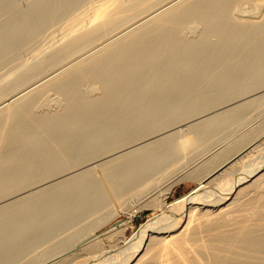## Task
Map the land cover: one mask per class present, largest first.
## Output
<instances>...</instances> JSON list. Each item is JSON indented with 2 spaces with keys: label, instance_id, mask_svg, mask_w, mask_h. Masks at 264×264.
<instances>
[{
  "label": "bare ground",
  "instance_id": "obj_1",
  "mask_svg": "<svg viewBox=\"0 0 264 264\" xmlns=\"http://www.w3.org/2000/svg\"><path fill=\"white\" fill-rule=\"evenodd\" d=\"M21 1L0 0V264H264L261 120L133 235L89 230L264 106L206 114L264 86V0Z\"/></svg>",
  "mask_w": 264,
  "mask_h": 264
},
{
  "label": "rangeland",
  "instance_id": "obj_2",
  "mask_svg": "<svg viewBox=\"0 0 264 264\" xmlns=\"http://www.w3.org/2000/svg\"><path fill=\"white\" fill-rule=\"evenodd\" d=\"M20 2H21V4L22 5H24V2L23 1H21V0H19ZM166 6H164V8H165ZM162 9H163V7H161ZM160 8V10L159 11H161L162 9ZM258 11H257V13L255 14V15H259V11L261 10V8L260 7H258V9H257ZM156 12V11H155ZM158 12V11H157ZM138 24V23H137ZM136 23L135 24H133V26H131L130 28H133V27H135L136 25H137ZM85 56L87 55V54H84ZM83 55V56H84ZM83 56H81V57H79L78 59H81V58H84ZM78 59H76V60H78ZM263 91V92H262ZM254 93V94H253ZM261 93L263 94L264 93V86L263 87H260V88H256L255 90H253V91H251L250 92V95H249V93H247V94H245V95H243V96H240V97H238V99L236 100V99H233V101L231 100V101H226V102H224V103H221L220 105H218L217 107H215V108H213V109H211L210 111L208 110L207 111V116L210 114H213V113H216V112H219V111H224V110H227V109H229V108H231V107H233V105L234 106H236L235 104H240V103H243V102H245V100H249L252 96L254 97V95H255V97H257L258 95L260 96L261 95ZM52 94V95H51ZM55 95L53 94V93H50V97H54ZM247 97V98H246ZM245 99V100H244ZM243 101V102H242ZM232 104V105H231ZM224 106V107H223ZM231 106V107H230ZM220 107V108H219ZM260 109H257V111H256V109H255V111H250L251 113H248L247 114V116L246 117H244V119L242 120V119H239V120H241L240 122V124H239V122H238V126H239V128H238V126H236V128H238V129H236V130H234L233 129V131H226L225 132V134L223 135V140H222V138H220L219 140H217L216 142L214 141V142H212L213 143V145H212V143L210 144V146H209V150L207 151L206 150V152H203V154H199L200 156H195V157H193L192 158V160L190 159V161H189V163L188 164H186L185 166H183L180 170H179V174L181 175L180 177H182V180H178V182L177 183H175L174 185H173V187L171 188V191L165 196L164 194H162V193H158V192H160L159 191V188H156V189H154V192H155V195H154V192L152 193V191H150V193L148 192V194L147 193H145V195L144 196H141V197H139V199H138V201H137V203H135V204H133L132 205V208L130 207V208H122V205L120 204V202L119 201H117V199L116 198H114V197H112V200H113V203H112V205H114V206H112V205H110V207H111V210H114V211H112V214H110L111 215V217H110V215L108 216H105V215H100V216H102V217H99V218H97L98 220H96L97 222V224L99 225H95L94 224V230L93 229H89L91 232H94L95 231V233H97L98 235H101V234H103V233H105L107 230H109L110 229V226H112V224H115L116 222H119V221H127L126 222V227H125V229H124V232H123V236H131V235H133L139 228H140V226L142 225V224H144V223H146L147 221H148V219L154 214V212H159L160 211V208H158L159 206L156 204V202H154V198H158L159 197V202H167V203H170V202H172L174 199H176V198H178V197H180L181 195H183V194H185V193H187L188 191H190L192 188H194L197 184H198V178H196V175H194L193 173L198 169V167H200L203 163H205V161H206V159L208 160V158L210 157V156H214L215 154H219L220 152L222 153L223 152V150H225L227 147H228V143H232V141L234 142V141H236V136L238 137L239 136V134L241 135V134H243V131L244 132H246V134L248 133V132H250L251 130H252V128L253 129H256L255 127L257 126V127H259L260 126V120H261V123H263L264 124V106H262V107H259ZM219 110V111H218ZM254 112V113H253ZM257 114H256V113ZM209 113V114H208ZM255 114V115H254ZM201 115V116H200ZM200 115H198L197 116V118L196 117H191L190 119H188V120H183V121H185V122H182L181 121V124L178 122V124L176 123V124H174V126H175V128L174 129H176V130H178L179 128H184V129H182V130H186L185 128H187V125L189 124V123H192L194 120L196 121V120H201V119H203L204 117L205 118H207L206 117V115L204 114V113H202V114H200ZM254 115V116H253ZM258 115V116H257ZM252 116V117H251ZM248 117V118H247ZM250 117V118H249ZM247 118V119H246ZM249 119V120H248ZM194 121V122H195ZM246 121V122H245ZM188 122V123H187ZM187 123V124H186ZM243 123L245 124V126L243 125ZM247 123V124H246ZM186 126H185V125ZM262 124V125H263ZM177 125V126H176ZM261 125V127H262V129L261 130H257V133L255 134L256 135V137H255V135H254V138H253V141H254V144H252L251 146H252V150H251V152H249V154L250 155H247V157H245V161L247 162V160L249 161H251L252 159L254 160V162H256V161H258V160H261L262 159V156L264 157V125L262 126ZM181 126V127H180ZM185 126V127H184ZM178 128V129H177ZM260 128V127H259ZM246 129V130H245ZM180 130V129H179ZM178 130V131H179ZM263 130V131H262ZM178 131H174V133L173 134H171V135H174V136H176V134H179V132ZM240 131H242V132H240ZM261 131V132H260ZM170 132H173V131H170ZM176 132H178V133H176ZM231 132V133H230ZM176 133V134H175ZM231 135H230V134ZM168 134H169V132H168ZM245 134V133H244ZM236 135V136H235ZM228 136V137H227ZM261 136V137H260ZM154 137V136H153ZM227 137V138H226ZM225 138H226V140H225ZM150 140H148L147 138H146V140H145V143H147V142H150L151 141V138H149ZM232 139V140H231ZM238 139V138H237ZM148 140V141H147ZM154 140V139H153ZM222 140V141H221ZM147 141V142H146ZM259 141H260V143H259ZM138 143L140 142V141H137ZM144 142H140V144H143ZM137 144V143H136ZM262 144V145H261ZM139 145V144H138ZM227 145V146H226ZM134 146H136L135 144H134ZM133 146V147H134ZM255 146V147H254ZM260 146V147H259ZM129 148V147H128ZM251 148V147H250ZM249 148V149H250ZM130 149V148H129ZM208 149V148H207ZM206 154V155H205ZM214 154V155H213ZM252 155V156H251ZM262 155V156H261ZM202 156V157H201ZM207 156V157H206ZM256 157L257 158H259V159H256ZM204 159V160H203ZM256 159V160H255ZM98 161V160H97ZM97 161H95V162H87V163H84V165H99V162H97ZM203 161V162H202ZM199 163L201 164V165H199ZM193 164V165H192ZM95 165V166H96ZM236 166H235V168H240V167H242L243 166V164H242V161H241V163L240 162H238V163H236L235 164ZM239 166V167H238ZM100 166H97V168L95 167V173L97 174V175H102V171H101V167L99 168ZM197 169H196V168ZM184 170V171H183ZM192 170V171H191ZM188 171H191V174H193V175H188L189 173H188ZM178 173H177V175H178ZM185 173V174H184ZM187 173V174H186ZM184 176H185V178H184ZM192 176H194V177H192ZM184 178V179H183ZM161 187V186H160ZM156 194H158V195H156ZM149 195V196H148ZM154 196H156V197H154ZM154 197V198H153ZM165 197V198H164ZM214 198H215V196H213ZM151 198H153V199H151ZM149 199H151L152 200V202H154L153 204H152V202L149 200ZM206 208H211V209H213V206H206ZM128 209H132V210H134V213H135V215L132 217V218H129L128 217ZM125 210V211H124ZM114 213H115V215H114ZM105 216V217H104ZM110 217V218H109ZM102 218H104L103 220H101ZM107 218H108V220H107ZM100 219V220H99ZM106 219V220H105ZM100 221H103L102 222V224L100 225L99 224V222ZM105 221V222H104ZM157 225H160V224H157ZM161 225H164V223H161ZM97 226V227H96ZM109 228V229H108ZM107 229V230H106ZM155 234V233H154ZM102 236V238H106L105 237V235H101ZM112 240V239H111ZM111 240H108V239H104V242L105 243H107L108 241H111ZM40 258H42V257H39V259H38V261H41V259Z\"/></svg>",
  "mask_w": 264,
  "mask_h": 264
}]
</instances>
